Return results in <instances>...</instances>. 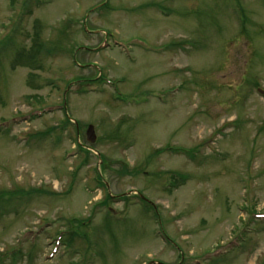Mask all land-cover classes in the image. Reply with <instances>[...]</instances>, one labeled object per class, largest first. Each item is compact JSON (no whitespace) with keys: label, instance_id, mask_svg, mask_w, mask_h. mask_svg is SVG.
<instances>
[{"label":"rangeland","instance_id":"374dc122","mask_svg":"<svg viewBox=\"0 0 264 264\" xmlns=\"http://www.w3.org/2000/svg\"><path fill=\"white\" fill-rule=\"evenodd\" d=\"M6 190L0 264H264V0H0Z\"/></svg>","mask_w":264,"mask_h":264},{"label":"trees","instance_id":"16d2710c","mask_svg":"<svg viewBox=\"0 0 264 264\" xmlns=\"http://www.w3.org/2000/svg\"><path fill=\"white\" fill-rule=\"evenodd\" d=\"M63 122H64L63 124L66 125L67 123H70V119L67 118ZM169 149H172V148H169ZM177 176H179V177H177ZM171 178L174 179V180H178L180 178V181L181 182H185L187 180V176H185L183 174H179V173L178 174L177 173L176 174H172L171 175ZM178 184L179 183L176 182V184L173 187L177 186ZM37 191L40 192L41 190L38 189ZM26 196H27L26 193H24L23 191H7L6 190V191L0 192V216H5L6 213H9L12 210L15 211L16 210V206H14L15 205L14 203H16V202H18V203L22 202L26 198ZM111 198H112V196L111 195H108L106 197V199H104L103 201H100V203L105 204V203H107V199L109 200ZM125 198H127V197H125ZM5 207H8V208L6 209ZM69 232H70V234L69 233H67V234H69L68 235L69 237L71 236L70 238H72L75 235H81L82 237H85V235H83L78 230V228H75V227H72ZM68 241H70V240H68ZM71 246H72V242L68 245V247H71Z\"/></svg>","mask_w":264,"mask_h":264},{"label":"water","instance_id":"95a60500","mask_svg":"<svg viewBox=\"0 0 264 264\" xmlns=\"http://www.w3.org/2000/svg\"><path fill=\"white\" fill-rule=\"evenodd\" d=\"M87 138L91 143H94L96 141V134L95 129L93 125H89L87 129ZM142 199L146 200L147 202L153 204L151 201L147 200L144 196H141ZM154 205V204H153ZM149 264H163L161 262L152 261Z\"/></svg>","mask_w":264,"mask_h":264}]
</instances>
